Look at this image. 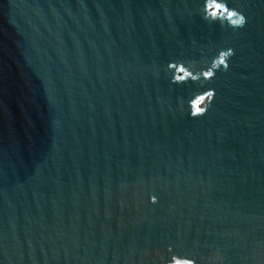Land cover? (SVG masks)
<instances>
[{"label": "water", "instance_id": "water-1", "mask_svg": "<svg viewBox=\"0 0 264 264\" xmlns=\"http://www.w3.org/2000/svg\"><path fill=\"white\" fill-rule=\"evenodd\" d=\"M0 264H264V0H0Z\"/></svg>", "mask_w": 264, "mask_h": 264}, {"label": "snow or ice", "instance_id": "snow-or-ice-1", "mask_svg": "<svg viewBox=\"0 0 264 264\" xmlns=\"http://www.w3.org/2000/svg\"><path fill=\"white\" fill-rule=\"evenodd\" d=\"M217 7H219V5H217ZM233 15H235V13H233ZM221 63H223V61H221ZM209 75H211V74H209ZM209 95H212L211 93H209Z\"/></svg>", "mask_w": 264, "mask_h": 264}]
</instances>
